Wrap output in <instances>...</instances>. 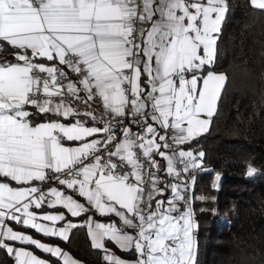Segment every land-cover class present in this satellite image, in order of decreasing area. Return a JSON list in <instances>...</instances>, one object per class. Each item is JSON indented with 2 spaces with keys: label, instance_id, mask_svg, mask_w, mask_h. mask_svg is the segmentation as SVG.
Wrapping results in <instances>:
<instances>
[{
  "label": "snow or ice",
  "instance_id": "1",
  "mask_svg": "<svg viewBox=\"0 0 264 264\" xmlns=\"http://www.w3.org/2000/svg\"><path fill=\"white\" fill-rule=\"evenodd\" d=\"M227 11V0H0V42L16 59L0 64V248L16 264L48 261L8 242L77 261L11 223L65 241L86 225L106 264H128L106 241L134 248L133 264H194L198 225L182 173L203 169L204 153L180 146L217 110L227 76L211 69ZM65 97L89 107L99 98L104 117ZM256 172L249 164L246 175Z\"/></svg>",
  "mask_w": 264,
  "mask_h": 264
},
{
  "label": "trees",
  "instance_id": "2",
  "mask_svg": "<svg viewBox=\"0 0 264 264\" xmlns=\"http://www.w3.org/2000/svg\"><path fill=\"white\" fill-rule=\"evenodd\" d=\"M227 5L211 69L227 80L209 130L180 146L204 153V168L193 187L192 210L198 225L194 264H264V10L254 8L250 0H227ZM46 118L38 114L34 123ZM249 164L257 169L252 177L246 175ZM164 168L159 175L167 180ZM169 196L167 190L156 199L166 201ZM57 242L84 264H106L102 252L92 248L84 226L73 229L67 241ZM47 256L50 264H61ZM0 264H12L3 249Z\"/></svg>",
  "mask_w": 264,
  "mask_h": 264
},
{
  "label": "crops",
  "instance_id": "3",
  "mask_svg": "<svg viewBox=\"0 0 264 264\" xmlns=\"http://www.w3.org/2000/svg\"><path fill=\"white\" fill-rule=\"evenodd\" d=\"M0 48L3 50V51H7V52H15L14 51V49H12L11 48V46H8L7 44H6V42H0ZM11 50H13V51H11ZM14 58H15V55H14ZM8 62H11V63H14V62H16V59L15 60H12V61H8ZM6 63V62H5ZM3 64V63H2ZM89 124H91V123H89ZM68 145H70V146H74V142H66ZM156 159L160 162V164H161V166H165L166 167V162H164L163 160H162V158H160V157H156ZM38 183V182H37ZM170 195H171V193H170ZM70 219H73V221L74 222H77V223H80V224H84V221L87 219V216H84L82 219H78V217L77 218H71V217H69ZM112 219L111 220H114V221H116V223H117V225L118 226H121L122 227V225H120V222H119V220H118V218H116V217H111ZM94 219L95 220H98V219H96L95 217H94ZM101 221V220H100ZM102 222H109V220H107V221H102ZM10 226H12L13 228H14V230H17V231H21V232H24L25 234H28V235H31L34 239H38V240H40L42 243H45V244H48V245H50V246H53V247H60L61 249H62V247L58 244V240L59 241H65V240H62V239H60V238H58V237H45V236H42V235H40V234H38V233H35L34 232V230H31V229H25V228H23V226L22 225H15L14 223H11V225ZM84 227H85V229H86V233H87V236H88V239H89V241H90V244H91V246H92V241H91V238H90V236H89V234H88V229H87V226L86 225H84ZM196 229V228H195ZM126 231H128L129 233H134V229H126ZM70 235V234H69ZM8 243H11L12 244V246L13 247H17V248H25V249H27V250H30V251H32L35 255H37L39 258H41V259H44V260H46V261H48V264H50V259H49V257L47 256V255H49V256H51V254H46V253H43V252H41L39 249H36L34 246H31V245H20V244H17V243H15V242H8ZM109 243L111 244H106V242H105V244H106V247H108L116 256H118L119 258H121L122 260H125V261H127L128 262V264H133V262L137 259V254L136 253H134L133 255H131V256H126V255H122V254H120V252H127V251H122V250H120L113 242H111V241H109ZM92 248H93V246H92ZM0 249H3L4 251H5V253L8 255V256H10L9 255V253L6 251V249H4V248H0ZM95 249V248H94ZM63 250V249H62ZM97 250H100V249H97ZM118 250V251H117ZM131 250H133L134 252H135V250H134V248L133 249H131ZM64 251V250H63ZM101 252H102V256H103V258H104V252L102 251V250H100ZM130 251V250H129ZM65 252H67V251H65ZM68 253V252H67ZM70 254V253H69ZM71 255V254H70ZM72 256V255H71ZM53 257V256H52ZM15 258V257H14ZM54 258H56V257H54ZM72 258L75 260V261H77V264H84V263H82L81 261H79L78 259H76V258H74L73 256H72ZM58 259V258H57ZM15 264H16V261H15Z\"/></svg>",
  "mask_w": 264,
  "mask_h": 264
},
{
  "label": "built area",
  "instance_id": "4",
  "mask_svg": "<svg viewBox=\"0 0 264 264\" xmlns=\"http://www.w3.org/2000/svg\"><path fill=\"white\" fill-rule=\"evenodd\" d=\"M136 27L139 28L140 25L137 24ZM14 55H15V52L3 51L0 48V64L8 62V61L15 60ZM65 99H66L67 102H71L72 106L77 108L81 113H83L85 111H92L97 116V118L104 117L103 104H102V102H101V100L99 98H95L93 101L89 102L91 107H89V105H86V104H84V103H82L80 101H73L70 97H65ZM105 120H107L106 117H105ZM112 123L115 124L116 121H112ZM100 126H102V125H100ZM132 128H133V131H136V126L135 125H133ZM117 134L118 135L122 134V133H120L119 128L117 129ZM169 136H171V132H169ZM168 143L169 144L172 143L170 138L168 140ZM199 172H200V169L190 171L188 174H183L182 173V175H184L186 181L191 185V187L189 188L188 193H186V195H190L191 196V201H190L191 202V206L193 204V187H194V184H192V178L193 177L196 178V176L199 174ZM166 178H167V180L169 182H172V178H169L167 176H166ZM52 186H56L54 182H52ZM180 207L183 210V207H184V203L183 202L180 203ZM193 236H194V238L196 237V230H193ZM10 259H11V263L15 264L14 254L10 255Z\"/></svg>",
  "mask_w": 264,
  "mask_h": 264
},
{
  "label": "rangeland",
  "instance_id": "5",
  "mask_svg": "<svg viewBox=\"0 0 264 264\" xmlns=\"http://www.w3.org/2000/svg\"><path fill=\"white\" fill-rule=\"evenodd\" d=\"M154 207H155V205H154ZM194 230H196V229H194Z\"/></svg>",
  "mask_w": 264,
  "mask_h": 264
}]
</instances>
